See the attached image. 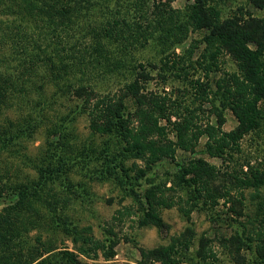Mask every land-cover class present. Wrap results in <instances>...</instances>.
I'll return each mask as SVG.
<instances>
[{"label":"trees","instance_id":"1","mask_svg":"<svg viewBox=\"0 0 264 264\" xmlns=\"http://www.w3.org/2000/svg\"><path fill=\"white\" fill-rule=\"evenodd\" d=\"M83 1L91 4V0ZM133 1L138 9H142L140 0ZM191 1L188 16L192 27L206 32L204 37L208 44H216L215 52L210 56L213 58L217 51H224L237 65V72L226 73L225 77L215 82V89L210 83L194 80L201 98H210L214 106L215 124L209 121L198 123L195 108L172 98L163 89H149L146 82L150 71L142 63L132 66L134 73L130 81L102 93L91 83L70 75L69 70L72 69L69 68L83 69L84 73L85 66L93 56L98 57L101 52L104 53L103 50L111 53L106 43L95 40L84 45L78 57L74 55L77 45L84 44L80 40L83 38L80 24L78 29L75 25L81 17L76 5L79 3L83 6L81 0H0V15L12 18L16 23L15 30H19L14 43L18 42L17 39H25L33 44L36 37V44L32 45L35 56L28 58L27 65L42 61L45 69L47 67L51 72V79L58 80L52 94L54 101H68L65 112L60 113L51 127H46L47 136H55V140L48 141L51 148L47 150L50 151L44 153L36 163V178L10 185L0 184V195L3 191L17 194L13 204L0 210V264H86L81 261L80 255L93 258L101 254L104 259L115 255L118 239L112 226L104 227L105 239H98L93 236L90 225L80 226L63 212L57 215L56 206L60 210L69 200L66 193L47 196L56 181L63 182L62 186L70 191L69 186L74 184L70 171L79 168L77 165L88 180H114L128 191V195L139 205L140 225H153L163 230L168 225L159 213L161 208L177 205L189 218L193 209L211 210L220 199L225 204L229 203L228 210L235 218L243 216L242 198L234 195L233 190L250 186L253 182L221 171L218 166L194 153L200 138L205 137L204 152L225 160L226 156L239 150V141L246 133L264 130V18L255 14L257 10H264V0H246V6H239L227 16H222L210 0ZM113 22L100 32L109 41L118 40L127 31L134 33L133 23L127 20ZM25 24L27 27H24ZM20 49L29 52L26 44ZM65 55L72 62L68 67L61 65L55 73L54 59L60 64ZM104 59L108 60L106 57ZM204 64L207 76L215 63L205 61ZM57 78L63 79L60 81ZM5 83L6 78H3L0 88ZM5 90L0 91V96ZM210 94L214 99L209 97ZM54 101L44 100L41 105L34 101L30 109L36 112L37 118L29 114L24 122L15 124L9 120L8 127L0 130V156L19 138L31 136L34 129L42 125L45 117L43 111L49 105H54ZM225 109L234 115L237 122L228 131L222 129ZM83 115L87 117L91 133L109 135L105 145L99 153L88 144L76 156L63 155L59 150L68 146L65 141L69 122ZM111 138L118 145L115 149ZM177 150L192 155L178 161ZM129 159L134 161L127 166ZM135 160L142 161L143 167L138 166ZM163 160L175 162L176 185L167 186L165 182H154L152 179L147 181L148 186L139 188L143 186L140 180L146 172ZM76 186L80 188H77L80 193L89 194L85 183H77ZM175 186L187 195L188 209L181 204L183 197L174 194ZM33 228L47 231L58 229L70 236L74 247L70 249L62 240L57 243L55 239L49 240V237L42 240L38 235L33 243L28 237ZM194 234V229L189 225L178 235L172 236L167 244L138 247L140 264H220L210 239L204 235L198 238L193 254H188ZM219 241L228 249L233 264H264V231L245 233V236L239 233L221 235ZM246 248L253 249L251 259H247L243 252Z\"/></svg>","mask_w":264,"mask_h":264},{"label":"rangeland","instance_id":"2","mask_svg":"<svg viewBox=\"0 0 264 264\" xmlns=\"http://www.w3.org/2000/svg\"><path fill=\"white\" fill-rule=\"evenodd\" d=\"M140 1L142 9H138V5L133 0H91V4H85L81 0L80 3L83 6L76 4L80 13L78 16L81 17L79 23L77 20L75 25L78 29L77 26L80 24V33L83 37L80 40L84 41V44L77 45L74 55L78 57L83 46L95 40L106 43L111 53L103 50L104 53L101 52L98 57L93 56L85 66L84 73L83 69L79 71L74 67L69 68L74 69V71L69 70L70 75L80 77L85 83H91L98 92L102 93L115 90L130 81L134 73L132 66L142 63L150 71V77L146 82L149 89H163L172 98L195 108L198 123L209 121L215 124L214 106L210 98H201L199 87L194 80L210 83L212 89H215V82L225 77L226 73L237 72L236 62L224 51H217L213 58L210 56L215 52L216 44H208L204 37L206 32L192 27L188 16L191 0ZM211 1L222 16L232 14L241 5H247L246 0ZM255 14L264 18V10H257ZM55 16L56 14L53 17ZM11 19L0 15V84L2 79L6 78L5 85L0 88V91L6 89L0 96L2 98L0 100V130L8 127L9 120L14 123L24 122V118L29 114L35 118L36 112L31 110L30 106L36 100L40 102V105L44 100L54 101L55 97L52 94L56 89L54 85L58 81L51 79L49 75L52 74L47 67L45 69L42 61L32 66L27 65L28 58L34 53L32 45L36 44V37L33 41L30 39L34 42L33 44H29L25 39H17L19 45H16L18 42H14L19 30H15L16 23ZM114 20H127L133 23L134 33L130 34L131 31H127L116 41H109L108 38L101 36V29L110 27L114 24ZM26 25L24 27H27ZM84 32L85 36H83ZM23 44L27 45L29 52L26 53L23 49L21 51L20 47ZM68 54L70 52L67 56ZM67 56H64L60 64L57 59H54L55 73L61 65L68 67V64L72 62V59ZM105 57L108 60H105ZM205 61L215 63V67L207 76L204 71ZM57 79L62 81L63 78ZM209 97L214 99L213 94ZM67 102V100L56 99L54 105H49L50 107L43 111L45 114L43 123L34 129L31 136L19 138V141L12 144L9 149L3 150L0 156V184L10 185L36 178V163L44 153L50 151L47 150L51 148L48 141L55 140V136H47L46 127H51L58 120L60 113L65 112ZM223 115L225 122L222 129L228 131L234 128L237 124L234 115L227 109L223 110ZM68 131L67 138L65 137L68 146L59 152L63 155L67 153L69 157L76 156L80 150L88 147V144L99 153L105 145L106 138L109 137V135L91 133L86 115L78 117L74 122H69ZM111 142L115 149L118 146L116 140L111 138ZM204 142L205 137H201L195 147V155L206 158L221 171L236 174L253 182L250 186L233 190L234 195L242 198V217L235 218L234 214L228 210L229 203L225 204L223 199H220L211 210L193 209L189 218L178 209L177 205L161 208L159 213L168 225L163 230L153 225H140L139 205L131 195H128V191L123 190L114 180H88L82 175L81 168L77 165L79 168L70 171L74 181V184L69 186L70 191L62 186L63 182L56 181L52 184L51 193L47 195L48 197L52 194L59 196L66 193L69 197L65 207L59 210L60 207L56 206L57 215L63 212L80 226L90 225L93 236L98 239H105L107 235L103 230L104 227L112 226L118 239L114 248L115 255L112 258L104 259L101 254L93 258L80 255L81 261L86 264H140L138 247L150 248L167 244L172 236L178 235L190 225L195 232L193 244L188 251L190 256L193 254L198 238L204 235L210 239L219 263L233 264L228 249L220 243L219 237L233 233L245 236V233L264 231V130L246 133L239 141V150L226 156L225 160L205 153ZM191 155L190 152L177 150L176 159L179 161ZM133 161L127 160L126 165H132ZM135 162L143 167L142 161L135 160ZM176 170L174 161L163 160L146 172L140 180L143 186L139 188L148 186L147 181L152 179L154 182H165L167 186L176 185L177 179L174 174ZM77 183H85L89 194L80 193ZM174 189L175 195L183 197L182 206L188 209L185 192L178 186ZM16 199V193L3 191L0 195V210L10 203L13 204ZM28 235L33 243L36 242L35 237L38 235L42 240L49 237V240L55 239L57 243L62 240L61 242L70 249L74 247L70 236L58 229L52 228L47 231L44 228H33ZM243 252L247 259L253 257V249L246 248Z\"/></svg>","mask_w":264,"mask_h":264}]
</instances>
